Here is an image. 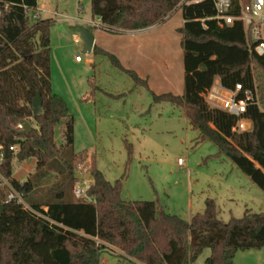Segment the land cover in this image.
<instances>
[{"label":"trees","instance_id":"1","mask_svg":"<svg viewBox=\"0 0 264 264\" xmlns=\"http://www.w3.org/2000/svg\"><path fill=\"white\" fill-rule=\"evenodd\" d=\"M90 0V12L107 31H137L162 24L181 10L183 24L177 28L183 53L181 95L153 93L155 102L165 100L182 108L195 143L212 142L264 193V56L251 49L240 22L220 26L213 0ZM37 0H0V175L41 215L16 201L5 203L0 185V264H98L101 254L113 246L141 264H193L210 249L206 264H236L238 251L264 248V210L246 209L228 221L219 217L215 199L205 198L202 212L190 219L170 213L151 200H128L121 195L122 179H106L95 162L90 174L88 198L73 195L79 179L74 152L73 115L61 95L52 91L50 75V29L52 18L33 17ZM135 83H144L133 69L123 66L113 53L93 46ZM218 78L224 88L235 83L256 89L259 105H249L243 117L252 128L235 132L237 118L205 104L202 93ZM85 100L93 97L95 87ZM41 94L42 111L33 115L31 102ZM28 121L31 128L18 127ZM62 141H56L57 126ZM17 145L16 152L10 146ZM130 153L131 145H127ZM85 153V154H84ZM83 157V158H82ZM35 159V169H55L57 182L34 196L36 184L12 177L13 160ZM76 159V161H75ZM43 206H46L44 209Z\"/></svg>","mask_w":264,"mask_h":264},{"label":"rangeland","instance_id":"2","mask_svg":"<svg viewBox=\"0 0 264 264\" xmlns=\"http://www.w3.org/2000/svg\"><path fill=\"white\" fill-rule=\"evenodd\" d=\"M38 1L49 11L57 12L56 15L53 12L42 14L54 20L50 29L53 88L68 101L73 126H76L75 149L89 156L75 159L82 175L89 169L92 159L106 179H122L123 199L155 201L166 211L184 218L191 211H200L205 198L212 197L221 209L219 217L225 222L231 216L241 217L246 209L264 210V199L253 195L248 201L247 181L253 185V191L264 195L248 176L230 159L217 154L212 142L195 143L197 132L190 127L182 108L165 100H153V93L181 95L184 89L181 36L177 32L183 24L180 9L176 8L167 21L148 34L94 30L97 41L103 39L102 45L114 55H120L119 60L126 68L142 72L145 63L153 66L157 60L158 75L147 78L139 74L146 84H137L126 72L117 69L105 54H95L93 62H86L92 55L83 52L82 40L74 39L78 33L71 26L80 23L71 17L92 18L90 0ZM67 17L70 18L64 20ZM76 54L83 58L81 64L74 63ZM88 76L102 91L118 96L97 92L94 101L81 98ZM57 127L55 136L61 142L62 126ZM128 144L131 145L130 153ZM178 157L183 158V165L178 164ZM12 163L14 178L29 179L36 184L34 196L43 195L59 178L55 169H35L33 158ZM231 166H234L233 172L229 171ZM235 171L238 173L234 174ZM231 181L240 183L243 188L242 192L235 191L237 200L229 202L225 197L229 192L226 185ZM189 199H192L191 209ZM197 202L201 204L197 206ZM209 253L210 249H204L193 264H206L204 259ZM247 254L236 252L233 261L257 264L258 259ZM98 264H114V258L103 252ZM119 264L134 263L127 256H120Z\"/></svg>","mask_w":264,"mask_h":264},{"label":"built area","instance_id":"3","mask_svg":"<svg viewBox=\"0 0 264 264\" xmlns=\"http://www.w3.org/2000/svg\"><path fill=\"white\" fill-rule=\"evenodd\" d=\"M198 1L201 0H189L187 3ZM213 3L216 10L214 17L218 21V24L225 26V24L232 25L236 21L240 22L244 33L250 40L252 51L259 56H264V0H213ZM52 12L55 15L57 14L55 10ZM33 17H41V13L37 8L33 13ZM69 18H64V20ZM72 19L81 23V25L89 27L91 30H108L98 18H91L85 20V22L80 21L78 17ZM74 39L80 41L78 35ZM75 60L80 61L81 57L76 54ZM202 98L209 107L220 109L226 114H231L237 118L236 124L232 129L233 131L241 133L252 128V121L248 123L250 120L246 117L244 118L243 114L249 105H259L256 89L245 88L240 83H235L233 89H226L221 86L219 79L215 78L209 88L202 93ZM22 125L23 123H19L18 127L23 129ZM2 147L0 145V160L3 156ZM9 148L14 152L18 150L17 145L10 146ZM178 164H184L183 158L178 157ZM82 176L85 175L83 174ZM89 181L79 179L73 187V195L78 198H88ZM0 185L7 191L5 203L16 201L33 214L43 216L38 211L36 212L26 202L23 194L17 192L11 185L10 180L2 175H0Z\"/></svg>","mask_w":264,"mask_h":264},{"label":"crops","instance_id":"4","mask_svg":"<svg viewBox=\"0 0 264 264\" xmlns=\"http://www.w3.org/2000/svg\"><path fill=\"white\" fill-rule=\"evenodd\" d=\"M37 9L39 10V12L41 13V17L42 18H46V17H43L42 16V14H44L45 12L46 13H49V12H51V11H49L48 9H46L45 7H43V5H40L39 4V1L37 0ZM79 18L80 19V21H83V22H85V20H89V19H91V18H81V17H79V16H76V17H71V19L72 18ZM93 18V17H92ZM81 24V23H80ZM159 25H161V24H156L155 26H153V27H150V28H146V29H140V30H137V31H125V34L126 35H132V34H137V33H140V34H148V33H150L152 30H154L156 27H158ZM84 26V25H83ZM92 32H93V35H94V38H95V41H94V45L95 46H97L98 48H100V49H104V50H106V48L102 45V41H103V39H101L100 40V42H98L97 41V38H96V36H95V33H94V30H92ZM77 37V35H75V38ZM153 44H156V41L154 40V42H153ZM93 45V46H94ZM155 47V46H154ZM51 48V47H50ZM108 51V50H107ZM88 55L89 56H91L90 58H89V60L88 61H86V62H93L94 61V57H95V53H93V47H92V49H91V51L88 53ZM118 58L120 57V55H116ZM121 58V57H120ZM83 62V58H81V60L80 61H74V63L75 64H81ZM51 65H52V63H51ZM51 65H50V75H51V88H52V91L53 92H56V93H58L59 95H61L62 97H63V99L65 100V102H66V104H67V106H68V101H67V99H66V97H64L61 93H59L55 88H53V81H52V74H51ZM137 70V69H136ZM143 70V71H142ZM142 72H140L139 70H138V75L139 74H141L142 76H144V77H147V78H151V77H156L157 75H158V71H157V60L154 62V65L152 66L150 63H145V65H144V68H142ZM135 71V70H134ZM136 72V71H135ZM140 72V73H139ZM89 79H91L92 80V82H93V85H94V87H95V92H94V94H93V97H89V99H87L88 101H90V100H92V101H94L95 99V95H96V93L97 92H102V93H107L106 91H102V89L96 84V82H95V80L93 79V78H91L90 76H88V78H86V85H85V87H83V92H82V94L80 95V97L81 98H85L87 95H88V93L90 92L89 91V89H90V83H89ZM107 94H109L110 96H112V97H116V96H118L117 94H113V93H107ZM69 107V106H68ZM70 111V110H69ZM251 121H248V123H250ZM75 127L76 126H74V140H73V144L75 143V140H76V129H75ZM58 128V127H57ZM56 141L58 142V143H60V141H58V139H56ZM74 152L75 153H80V152H83V151H78L77 149H75V144H74ZM88 156V155H87ZM89 157V156H88ZM229 171H234V166H231V168H229ZM236 173H238V172H236L235 171V173L234 174H236ZM12 177H13V173H12ZM14 178V177H13ZM229 178V177H228ZM14 179H16V178H14ZM17 180V179H16ZM246 186H247V188H248V193H247V196H250V197H248V201L249 200H251V197L254 195L257 199H259V200H262V199H264V195H261V193H256V191H253L254 189H253V185L251 184V183H249V181H247L246 183ZM242 188H243V186H241V184L240 183H235V181H231L228 185H226V191H229L228 192V194H226V199H227V201H235V200H237V194H235V191H238V192H242ZM252 191V195H251V191ZM257 192H259V191H257ZM250 194V195H249ZM244 197H246V196H244ZM215 202H216V199H215ZM201 204V202H197V206H199ZM162 206V205H161ZM44 207V209H46V206H43ZM188 207L191 209L192 208V199H189V202H188ZM216 207H217V210H218V212L220 213V211H221V209H220V207L218 206V204H217V202H216ZM162 208H163V206H162ZM203 208H204V205H203V207H202V209H200V211H196V212H202L203 211ZM165 210V209H164ZM195 212V213H196ZM195 213H193L192 211L190 212V214L188 215V217H186V219H190V217L191 216H193ZM108 250L107 251H105V252H107L108 254H111L112 256H113V258H114V264H119V261H120V256H124V257H126L127 255H125L122 251H120L119 249H117V248H115V247H113V246H108ZM239 252V251H238ZM243 252H247L248 254L247 255H249V254H251V255H254L255 256V258L256 259H258V260H256L257 261V264H261V262L262 261H264V259H262V258H260V257H263L264 258V248H262V249H260V250H256V249H249V250H246V251H243ZM209 255H210V253H209ZM209 255H207V257L209 256ZM128 257V256H127ZM129 258V257H128ZM131 260H129V261H133V263L134 264H141V263H139V262H137L136 260H134V259H132V258H130ZM206 259V258H205ZM205 259H204V261H205ZM103 260V262H106V259L105 258H103L102 259ZM236 261V260H235Z\"/></svg>","mask_w":264,"mask_h":264},{"label":"water","instance_id":"5","mask_svg":"<svg viewBox=\"0 0 264 264\" xmlns=\"http://www.w3.org/2000/svg\"><path fill=\"white\" fill-rule=\"evenodd\" d=\"M71 28L78 33L77 35H78L79 39L82 40L83 52L89 53L91 51V49L94 45V41H95L92 30L89 27L83 26L81 24L72 25ZM41 103H42V97H41V94L38 92L31 102V106H32L34 116L36 114H39L42 111ZM22 123H23V125H22L23 129H21L20 132L26 133L31 128V125L26 120L22 121ZM76 177L80 180H84V179L88 180V181L92 180V178L90 177V174L82 176L80 173H76Z\"/></svg>","mask_w":264,"mask_h":264}]
</instances>
